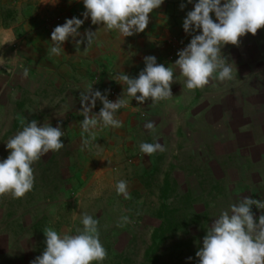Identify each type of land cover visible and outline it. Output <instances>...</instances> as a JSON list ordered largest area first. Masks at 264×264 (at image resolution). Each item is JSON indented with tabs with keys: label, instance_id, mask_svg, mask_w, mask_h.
<instances>
[{
	"label": "rangeland",
	"instance_id": "rangeland-1",
	"mask_svg": "<svg viewBox=\"0 0 264 264\" xmlns=\"http://www.w3.org/2000/svg\"><path fill=\"white\" fill-rule=\"evenodd\" d=\"M41 2L0 0V44L13 49L17 34H27L24 25L40 16ZM242 38L255 42L254 48L264 53V31ZM256 68L263 87L264 65ZM6 73L0 63V159L9 154L7 140L33 119L53 127L59 122L64 146L31 165L35 179L30 192L18 199L10 193L0 195V264H31L45 250L46 228L61 236L74 235L83 227V214L98 220L100 242L107 251L102 264H197L195 253L222 210L244 196L264 199V177L251 190L237 184L242 179L241 162L232 152L228 178L221 177L215 163L209 176L204 162L197 161L196 176L170 173L163 182L159 162L142 171L126 167L124 161H112L108 129L106 136L95 135L94 130L92 135H78L83 117L68 113L66 106L55 103L43 90L34 97L27 91L13 94ZM104 83L103 89L108 87ZM114 138L125 145L123 134ZM121 180L127 183L129 199L117 195L116 184ZM252 210L256 217L263 214L254 205ZM125 216L127 223L122 222Z\"/></svg>",
	"mask_w": 264,
	"mask_h": 264
},
{
	"label": "crops",
	"instance_id": "crops-1",
	"mask_svg": "<svg viewBox=\"0 0 264 264\" xmlns=\"http://www.w3.org/2000/svg\"><path fill=\"white\" fill-rule=\"evenodd\" d=\"M182 2L184 0H164L159 8L149 13V24L143 32L125 38L102 24H91L89 18L80 32L96 31L93 43L76 48L74 42H65L61 55L56 56L50 52L54 27L63 24L66 18H83L85 8L82 0H58L55 4L42 0L40 16L28 26L24 25L27 34H17L13 49L4 46L5 42L0 44V63L7 72L8 89L13 94L27 91L29 97L43 90L55 98V103L66 106L64 110L68 113L83 117L80 92L91 86L95 91L105 80L122 97L119 75L126 73L136 77L144 68L143 58L154 55L157 63L173 68V96L156 104L150 99L138 104L134 98L123 96L126 107L115 114L122 126L94 129L95 135L104 136V130L108 129L106 139L109 148L114 147V151H110L112 161H124L126 167L142 171L148 164L159 162L163 182L170 173L196 176L197 161L204 162L209 176L213 174L215 163L221 170V177L228 178L233 153L241 162L242 179L237 184L254 189L264 177V86H261L262 75L256 68L264 65V53L254 48L255 42L241 37L238 45L228 44L222 48V54L233 68L232 81L212 78L203 88L187 89L186 78L173 65L178 58L177 51L191 39L183 31L182 22L193 5L187 4L181 10ZM172 54L173 59L170 58ZM36 69L45 72L37 73ZM94 76H98L99 81ZM101 107L97 100L93 112ZM140 113H145L146 117L143 119ZM149 121L154 130L144 127ZM81 133L83 130L77 134ZM118 134L126 137L125 145L111 139ZM144 142H159L165 150L146 155L140 151V144ZM181 171L188 172L180 174ZM226 182L229 181L226 179Z\"/></svg>",
	"mask_w": 264,
	"mask_h": 264
},
{
	"label": "clouds",
	"instance_id": "clouds-1",
	"mask_svg": "<svg viewBox=\"0 0 264 264\" xmlns=\"http://www.w3.org/2000/svg\"><path fill=\"white\" fill-rule=\"evenodd\" d=\"M50 2L55 4L58 0ZM82 3L83 18H66L63 24L54 27L50 35L51 54L61 55L65 42H74L76 48L81 44L91 45L96 31L80 32L89 18L91 24H102L124 38L141 33L149 24V13L164 0H82ZM187 4L193 7L184 17L182 29L191 39L177 51L178 58L173 63L186 78L185 86L189 90L203 88L212 78L232 81L233 68L222 54V48L228 44L238 45L241 37L256 35L258 29L264 27V0H184L181 10ZM143 62L144 68L136 77L126 73L119 75L123 95L115 102L100 90L93 91L92 86L80 92L83 132L92 135V130L98 126L121 127L122 122L115 114L127 103L123 96L134 98L138 104L149 99L156 104L173 96V68L157 63L154 55L145 56ZM24 75H28L27 69ZM97 100L102 107L93 112ZM144 127L154 130L151 121ZM63 136L59 122L56 127L38 125L35 119L23 124L22 130L7 140L5 148L9 154L0 159V195L10 193L13 199H18L30 192L35 179L31 165L50 151H59L64 146ZM164 150L159 142L140 144V151L149 156ZM116 192L125 199L130 198L126 181L117 182ZM253 205L257 210H264V199L244 196L219 213L195 253L197 264H264V214L256 217ZM122 222L127 223L128 218L122 217ZM81 224L82 229H77L74 235L61 236L56 230L46 228L43 231L45 250L31 264H102L107 251L100 242L98 220L83 214Z\"/></svg>",
	"mask_w": 264,
	"mask_h": 264
},
{
	"label": "built area",
	"instance_id": "built-area-1",
	"mask_svg": "<svg viewBox=\"0 0 264 264\" xmlns=\"http://www.w3.org/2000/svg\"><path fill=\"white\" fill-rule=\"evenodd\" d=\"M170 58L173 59L174 58V55L173 54L170 55ZM98 78H99L98 76H94V79L96 81H99ZM97 90H100L102 92V94L106 95L107 98L109 100L113 101V102H115L118 98H120V93L113 86H108V87H105L104 89L102 87H99V89H97ZM125 107H126V105H125ZM125 107H123V108H125ZM123 108H121V109H123ZM140 116L142 118H144V117H146V114L145 113H140ZM259 211L264 214V210H259Z\"/></svg>",
	"mask_w": 264,
	"mask_h": 264
}]
</instances>
